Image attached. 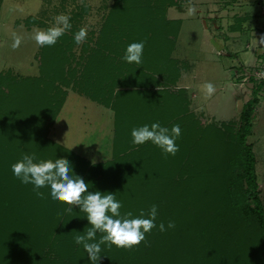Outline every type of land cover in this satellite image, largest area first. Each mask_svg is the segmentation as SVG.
<instances>
[{
	"label": "trees",
	"instance_id": "1",
	"mask_svg": "<svg viewBox=\"0 0 264 264\" xmlns=\"http://www.w3.org/2000/svg\"><path fill=\"white\" fill-rule=\"evenodd\" d=\"M178 1L115 0L96 46L91 38L83 43L80 74L76 67L71 75L66 70L80 28L48 46L51 54L38 75L0 73V264H92L74 241L91 226L86 213L54 201L50 187L39 189L44 198L38 197L33 185L14 176L12 164L33 152L37 161L66 158L70 175L82 177L89 191L115 194L121 215L131 212L136 218L157 205V227L145 241L132 249L102 245L96 264H264V202L248 140L264 80L244 103L238 128L236 120L203 123L191 110L186 89L169 87L183 69L171 56L182 19L166 18ZM141 41L142 64L126 62L128 45ZM118 68L124 89L114 97L113 86L105 89L100 81ZM156 73L166 78L162 93L147 80ZM69 84L115 110L111 159L93 164L48 136L67 94L62 86ZM156 122L180 126L175 156H165L151 141L132 143L133 128ZM68 207L71 214L58 215ZM169 221L176 227L161 232L159 224L167 228Z\"/></svg>",
	"mask_w": 264,
	"mask_h": 264
},
{
	"label": "rangeland",
	"instance_id": "2",
	"mask_svg": "<svg viewBox=\"0 0 264 264\" xmlns=\"http://www.w3.org/2000/svg\"><path fill=\"white\" fill-rule=\"evenodd\" d=\"M178 2L170 14L184 19L174 56L183 68L193 65L179 81L180 85L195 90L191 92L195 102H191L190 108L203 123L236 120L238 128L239 99L245 103L256 83L264 80V0ZM114 4L115 0H3L0 73L12 71L20 78L38 75L41 62L48 61L50 47L38 46L31 37L35 29L53 26L54 17L61 13L71 18L72 28L66 33L74 34L73 29L85 28V41L91 38V46H96L101 27ZM192 7L196 9L194 14L189 13ZM14 34L22 37L15 49L12 47ZM71 51L74 57L66 64V70L70 74L76 67L80 74L83 64H78V60H84L81 58L83 44L75 43ZM62 87L67 94L55 121L48 126V136L90 162L111 159L116 127L110 110L76 90L73 84ZM259 95L253 114V133L248 140L256 152L260 195L264 202V85Z\"/></svg>",
	"mask_w": 264,
	"mask_h": 264
},
{
	"label": "clouds",
	"instance_id": "3",
	"mask_svg": "<svg viewBox=\"0 0 264 264\" xmlns=\"http://www.w3.org/2000/svg\"><path fill=\"white\" fill-rule=\"evenodd\" d=\"M196 9L189 8V13L194 14ZM70 15L61 13L54 17V25L47 29H35L32 39L38 46H54L58 39L72 28ZM87 38V29L80 28L74 35V41L81 45ZM12 47L18 48L22 42L19 35L13 36ZM144 42H134L128 45L123 59L128 63L135 62L137 65L142 64V55ZM209 91L212 85H208ZM158 91L162 93L159 87ZM181 135L179 125H173L171 129L161 126L159 122L149 125H143L133 128L131 132L132 143L142 145L151 141L167 155L175 156L179 151L176 140ZM95 160L92 161L95 164ZM14 176L23 184L33 185V190L40 198H44V193L39 189L50 187V195L54 201H60L71 206H79L80 211L86 213L90 227H87L82 235H76L74 241L82 245L87 252L92 264L100 260L102 245L111 248L113 245L119 248L132 249L146 240V234L157 227L155 221L158 216L157 205H152L145 214L141 210L140 216L132 218L133 214L127 212L121 215V202L117 201L115 194L107 192L103 194L100 191H89L88 183L78 175H70L73 171L71 163L66 158H59L55 161L39 160L37 161L36 153H24L22 158L12 164ZM85 193H87L85 195ZM65 213L71 214L72 207L66 208L58 215L63 216ZM110 213V214H109ZM147 217V218H145ZM176 227L174 221H169L167 228L164 223L159 224V230L165 232L168 229ZM101 233L99 240H96L97 233ZM92 241V242H90Z\"/></svg>",
	"mask_w": 264,
	"mask_h": 264
},
{
	"label": "crops",
	"instance_id": "4",
	"mask_svg": "<svg viewBox=\"0 0 264 264\" xmlns=\"http://www.w3.org/2000/svg\"><path fill=\"white\" fill-rule=\"evenodd\" d=\"M176 6V5H175ZM175 6L174 5H171V6H169V9L167 10V19H175V18H181L182 19V22H183V17H176V16H171V14H170V12H171V10H173L174 8H175ZM177 9V8H176ZM181 11V10H180ZM199 17L201 18V15H199ZM182 25V24H181ZM176 44H177V41H176ZM176 48V47H175ZM171 56L172 57H175L174 56V50H173V52H172V54H171ZM175 58H177V57H175ZM178 59V58H177ZM179 60V59H178ZM192 66L193 65H190V66H187V68H183L182 69V71H181V75H180V77H179V79H178V81L175 83V84H171L169 87H171V89H178V88H180V87H183V88H185L186 89V91H187V95H188V97L190 98V104H191V102L192 101H194V98H192L191 96H193V95H191V92L193 91H195V90H189L190 89V87H188V86H183V85H180V83H179V81L182 79V76L184 75V71H186V69L187 70H189L190 68H192ZM120 70H119V68H118V71H117V74H115L114 72H113V77L111 78V79H109V78H106V79H104V80H101L100 81V86L101 87H105V89H111V87L113 86V96L114 97H116L115 95H116V91H119L120 89H124L123 87V84L122 83H120V78H122V74H120V72H119ZM141 74V73H140ZM139 79H141V77L139 78ZM147 80H149L151 83L150 84H152V87H154L155 86V89H158L159 87L162 89V88H167V84H165L164 83V81L166 80V78L164 77V76H162L161 74H158V73H156V74H153V75H149V77H147ZM161 81V82H160ZM85 96H87V95H85ZM88 98H89V96H87ZM90 99H92L91 97H90ZM93 100V99H92ZM94 101H96V100H94ZM96 102H98V103H100V104H103V105H105V107L107 108V109H109L110 110V112H111V116L113 117V120H115V111L112 109V108H110L109 106H107L106 104H104V103H102V102H99V101H96ZM195 102V101H194ZM66 103V102H65ZM65 105V104H64ZM62 111V110H61ZM61 113V112H60Z\"/></svg>",
	"mask_w": 264,
	"mask_h": 264
},
{
	"label": "water",
	"instance_id": "5",
	"mask_svg": "<svg viewBox=\"0 0 264 264\" xmlns=\"http://www.w3.org/2000/svg\"><path fill=\"white\" fill-rule=\"evenodd\" d=\"M243 105H244L243 100L242 99H239V107H240V110H242Z\"/></svg>",
	"mask_w": 264,
	"mask_h": 264
}]
</instances>
